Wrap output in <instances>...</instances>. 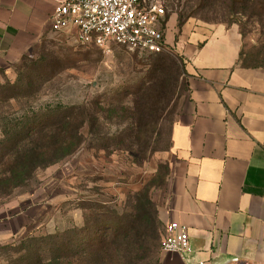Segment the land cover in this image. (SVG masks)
<instances>
[{
  "label": "rangeland",
  "instance_id": "374dc122",
  "mask_svg": "<svg viewBox=\"0 0 264 264\" xmlns=\"http://www.w3.org/2000/svg\"><path fill=\"white\" fill-rule=\"evenodd\" d=\"M159 1L166 13L176 15L178 20L183 13L191 15L188 19L237 26L245 49H254L264 41V12L253 6L255 0ZM236 10L240 12L234 13ZM164 28L162 18L160 29L164 32ZM162 53L176 57L170 51ZM157 57L158 54L117 44L109 48L83 45L75 41L73 32H53L14 67L0 72L1 117L11 111L2 98L22 93L29 104L37 107L47 103L56 106L59 102L65 106L91 102L92 107L106 103L108 111L102 115L110 123L105 126L109 131L107 138L98 140L88 135L70 156L33 175L25 172L22 182L13 178L6 182L7 191L0 194V210L4 206L6 219L15 217L11 224L15 233L0 238V264L18 256L7 246L22 245L24 239L33 235L72 226L88 227L90 235H95L96 213L108 209L128 212L140 192H148L157 203L169 174L171 127L187 94L183 76L179 81L172 76L169 81L152 85L150 74ZM150 82L157 91L148 95ZM13 83L17 86L13 87ZM143 98L150 107L156 106V116L164 110L167 119H160L156 126L146 115L137 130L140 143L133 144L131 120L126 118L129 113L124 111L119 118L110 119L109 104L120 101L131 107ZM162 123V136L147 147L153 130ZM119 140L123 144L118 145ZM30 168L28 164L26 171Z\"/></svg>",
  "mask_w": 264,
  "mask_h": 264
},
{
  "label": "crops",
  "instance_id": "0c3cea01",
  "mask_svg": "<svg viewBox=\"0 0 264 264\" xmlns=\"http://www.w3.org/2000/svg\"><path fill=\"white\" fill-rule=\"evenodd\" d=\"M55 6L0 0V72L56 32ZM178 22L170 15L164 35L184 62L187 94L171 128L169 174L156 204L164 225L187 226L193 253L162 251L161 264H264V66L238 64L237 26ZM6 216L2 206L0 238L15 233V217Z\"/></svg>",
  "mask_w": 264,
  "mask_h": 264
},
{
  "label": "trees",
  "instance_id": "16d2710c",
  "mask_svg": "<svg viewBox=\"0 0 264 264\" xmlns=\"http://www.w3.org/2000/svg\"><path fill=\"white\" fill-rule=\"evenodd\" d=\"M252 4L264 12V0H255ZM239 12L236 10L234 13ZM169 16L170 13L165 14L164 22ZM188 16L191 15L181 13L179 25ZM153 54H158V57L151 69L152 85L156 86L165 79L169 81L172 76L178 81L180 76L185 77V65L181 58L166 53ZM238 64L244 67L264 66V41L254 49H245L242 42ZM182 83L186 85V81ZM13 84V87L17 86ZM149 84L148 95L157 91L151 82ZM24 98L22 93H11L2 98L11 111L8 115L0 116V194L5 193V184L11 178L22 182L25 172L33 175L38 169L73 154L88 135L102 140L109 134L105 126L110 123L102 115L108 111L106 103H96L92 107L91 102L76 106H65L59 102L56 106L47 103L37 107ZM140 100L131 107L120 101L109 104L112 107L110 119L114 116L119 118L124 111L129 113L126 118L131 120L129 127L133 144L140 143L137 130L141 128V121L146 115L156 126L160 124V119H167L163 116L164 110L156 116V106L150 107L146 98L142 102ZM162 134L163 123L153 130L147 147L158 142ZM121 144L123 142L119 140L118 145ZM28 164L31 168L26 171ZM96 214L98 225L95 226V235H90L88 227L77 226L51 234L33 235L24 239L22 245L6 247L18 254L14 261L6 264H161L164 224L159 217L157 204L148 192L136 195L128 212L108 209Z\"/></svg>",
  "mask_w": 264,
  "mask_h": 264
},
{
  "label": "built area",
  "instance_id": "2783aa9c",
  "mask_svg": "<svg viewBox=\"0 0 264 264\" xmlns=\"http://www.w3.org/2000/svg\"><path fill=\"white\" fill-rule=\"evenodd\" d=\"M165 14L159 0H56L51 28L73 32L75 41L83 45L109 48L117 44L145 53H162L169 51L160 29ZM161 250L182 257L192 255L187 226L169 222Z\"/></svg>",
  "mask_w": 264,
  "mask_h": 264
}]
</instances>
